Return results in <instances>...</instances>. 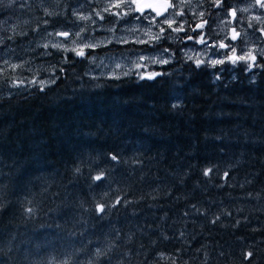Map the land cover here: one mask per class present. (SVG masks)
I'll return each mask as SVG.
<instances>
[{
  "label": "clouds",
  "instance_id": "clouds-1",
  "mask_svg": "<svg viewBox=\"0 0 264 264\" xmlns=\"http://www.w3.org/2000/svg\"><path fill=\"white\" fill-rule=\"evenodd\" d=\"M0 264H264V0H0Z\"/></svg>",
  "mask_w": 264,
  "mask_h": 264
},
{
  "label": "trees",
  "instance_id": "trees-1",
  "mask_svg": "<svg viewBox=\"0 0 264 264\" xmlns=\"http://www.w3.org/2000/svg\"><path fill=\"white\" fill-rule=\"evenodd\" d=\"M83 114L89 117H99L102 115H106V111L98 109H85Z\"/></svg>",
  "mask_w": 264,
  "mask_h": 264
}]
</instances>
